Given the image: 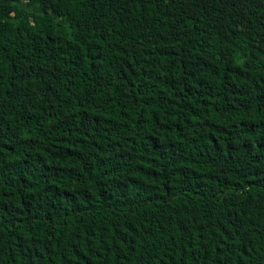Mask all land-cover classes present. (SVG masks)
<instances>
[{"label": "trees", "instance_id": "16d2710c", "mask_svg": "<svg viewBox=\"0 0 264 264\" xmlns=\"http://www.w3.org/2000/svg\"><path fill=\"white\" fill-rule=\"evenodd\" d=\"M0 264H264V0H0Z\"/></svg>", "mask_w": 264, "mask_h": 264}]
</instances>
